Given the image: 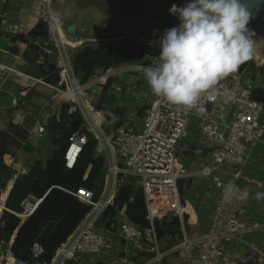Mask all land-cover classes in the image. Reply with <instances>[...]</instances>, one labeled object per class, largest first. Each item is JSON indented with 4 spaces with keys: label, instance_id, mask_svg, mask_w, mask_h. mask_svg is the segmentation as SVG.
Here are the masks:
<instances>
[{
    "label": "built area",
    "instance_id": "obj_1",
    "mask_svg": "<svg viewBox=\"0 0 264 264\" xmlns=\"http://www.w3.org/2000/svg\"><path fill=\"white\" fill-rule=\"evenodd\" d=\"M36 1L39 5V20L46 24L48 29L47 41L37 44L39 53L42 43L56 45L58 53L60 50L57 58L51 63L54 65L59 85H65L64 91L58 87L56 90L68 100L72 98L71 94L74 92L81 94L87 85L79 86L75 82L71 59L67 56L61 41L64 37L63 29L54 23L56 18L52 15L54 12L52 0ZM187 2L188 0H180L177 6L182 7ZM178 24L179 19L172 15L168 26L163 27L162 33ZM139 41L143 44L148 42L144 39ZM8 56L11 55L8 54ZM144 57L156 60L158 56ZM252 61L255 62L254 56L248 60V62ZM139 68L144 69L141 66ZM11 72L12 69L0 63V79H6ZM242 74L243 72L232 74L219 81L208 93L214 97L213 99L202 98L206 108L204 115H198L194 109L189 110L168 103L151 93V99L145 106L141 124L137 125L134 121L127 123L125 122L126 117H116L114 121L110 119L111 125L118 121L122 124L116 129L110 130L109 128L106 138L100 128L106 121L104 115L108 118L107 114L93 106L91 102L84 101L81 95L73 96L79 99L77 100L79 103L71 100L72 106L69 107L68 112L74 111L77 106L85 120L86 130L93 134L97 141L96 145L103 143L107 146L108 152L104 149V154L99 153L98 155L104 158L106 175L108 172V176L112 177L111 182L117 183L118 186L125 178L133 177L136 180L143 191L146 219L150 226L147 229H141L131 223L122 209L115 217V225L110 226L109 230L96 228V220L101 212L112 203V197L109 201L110 197H107L108 192L106 193L105 190V196L100 201L94 202L89 190L79 188L71 195L79 202L90 206L91 210L67 241L56 250L52 264H99L101 262L103 264H165L167 257L180 249L187 257V264L188 261L189 264L194 262L195 264H218L225 254L224 244L231 242L232 237L246 233L250 229H253L252 231L259 229L258 222L251 221L250 226H247L242 219L248 214L247 202L233 201L228 204L224 200L226 185L229 182L240 188V182L250 183L244 178L242 169L249 160L251 152L256 147L264 145V106L251 98L253 83L251 79L246 83H241ZM34 81L37 85H46L43 79ZM16 100L12 102L13 108L17 105ZM192 120L198 122L200 139L209 147L205 151L209 163L202 165L195 173L210 180V184L217 191V198L209 218L206 234L189 239L182 230L183 241L181 240L180 244L170 248L168 252L162 253L158 248L153 223L155 217L169 206L182 222L184 212L179 201L177 183L183 177L181 171L183 141ZM14 125L21 126L22 124ZM35 127V133L41 138L44 131L43 126ZM70 140L71 143L65 153V164L68 168L72 166L86 139L84 135H81L72 137ZM73 145L77 146L78 151L70 164L67 152ZM103 148L104 146L102 150ZM114 148L116 151L113 153L111 149ZM24 172V170L21 171V173ZM39 202L40 200L30 197L23 199L20 203L22 212L16 214V217L28 218ZM8 249L9 243H0V264H29L12 257ZM140 252L153 253V256L150 259L136 258ZM193 252H196L195 261L192 260ZM30 253L32 258L37 260L43 254V248L38 243H33Z\"/></svg>",
    "mask_w": 264,
    "mask_h": 264
},
{
    "label": "trees",
    "instance_id": "obj_2",
    "mask_svg": "<svg viewBox=\"0 0 264 264\" xmlns=\"http://www.w3.org/2000/svg\"><path fill=\"white\" fill-rule=\"evenodd\" d=\"M70 35L82 40L112 38L108 33L100 32L89 34L79 31ZM12 39L16 40V37ZM47 39V26L40 20L25 37L20 38L27 45L25 61L35 70V76H39V79H43L48 85L57 86L58 76L54 72V65L46 55H40L38 46L34 45ZM158 40L159 37L156 36L151 42L144 44H126L123 50L121 45H112L114 48L111 50L110 46L87 42L74 48L71 64L76 84L86 85L98 70L105 72L123 64H130L144 56H158ZM40 58L44 60L43 64L38 63ZM247 69L253 84L256 83L257 76L260 77V84L254 86L251 98L264 106V66L256 67L253 61H246L232 74H240ZM109 86L110 80L103 86L102 96ZM60 88H65V85L61 84ZM71 106V102L64 101L59 115L51 117L43 127L41 140L50 146V154L45 161H28L24 173L20 172L22 170L18 165L7 166L3 157H13L21 149L30 155L38 147L28 141L21 127L12 122L7 124L4 131H0V243H9V254L29 264H50L59 246L67 241L90 212L91 207L79 202L71 193L84 188L92 193L94 202H98L103 194L106 179L104 158L96 154L97 141L94 135L86 130L81 110L76 106L74 111L68 112ZM125 114L123 110L114 109L107 113V116L109 120L114 121L116 117L124 118ZM121 124V121L115 122L113 128L116 129ZM81 135L85 136V143L72 166L68 168L65 164V153L71 143L70 139ZM180 185V182L177 183L182 194ZM27 197L40 202L31 216L20 219L16 214L22 212L20 203ZM122 209L131 223L141 229L149 228L143 191L133 177L125 178L117 186L112 203L96 220V228L109 230L110 226L115 225V217ZM186 219L187 216L183 215L182 222L176 216L169 220H155L153 227L158 244L163 242L166 249L177 245L182 239V227L186 228ZM33 243H38L43 248V254L37 260L33 259L30 253ZM152 256L153 253L140 252L136 258L150 259Z\"/></svg>",
    "mask_w": 264,
    "mask_h": 264
},
{
    "label": "crops",
    "instance_id": "obj_3",
    "mask_svg": "<svg viewBox=\"0 0 264 264\" xmlns=\"http://www.w3.org/2000/svg\"><path fill=\"white\" fill-rule=\"evenodd\" d=\"M0 16V63L12 69V72L6 79H0V101L14 93H17L20 97L16 100V103H18L14 108H0V131H4L9 122L14 124L20 123L22 125L19 127H21L27 135L28 141L37 145L38 142H41L40 140L42 138H39L35 133V126L41 125L45 127L51 117H57L65 98L63 95L57 93V87L60 89L59 83L57 86L48 84L37 85L34 80L40 77L35 76V72H33L35 70L29 67L25 61V56L28 52L27 45L21 41L20 38L25 37L39 21V5L36 0H0ZM67 36L73 37L70 34ZM12 37H16V40H13ZM75 39L79 40L76 43V47L83 45L85 41H87L78 37ZM37 44L38 43H34V45ZM76 47H73V52ZM8 54L11 56H8ZM43 54H50V62H52V54L50 52L44 51L42 56ZM39 60H41V62ZM39 60L38 63H44V60L41 58ZM42 86L49 90L46 97L41 95L39 99L36 98L28 103L25 96L29 95L32 90L39 93L42 90ZM33 113H36V116L31 118L30 116ZM28 122H30V124H28ZM191 126L194 127L192 137H189L190 135L188 136L186 132L188 137L185 136L183 141L182 155L184 154V156L181 157V171L183 177L178 180V183H181L180 187L182 191V194L179 191L180 204L184 215L187 216V221H189V225L187 226L191 228L190 231L192 232L189 239H195L199 234H201V236L206 234L209 218L217 198V191L210 184V180L204 179L195 173L202 165L209 163V158L205 153L209 147L200 139L198 122L192 120L188 129ZM190 132L191 128L188 133ZM40 151L41 149L38 152ZM43 153H45V151H43ZM34 154H36L35 150L29 155L21 149L13 157L10 155L4 156L3 162L7 166L14 167V165H18L19 168L23 170L26 168L29 156ZM244 167L247 168V174H245L244 169H242L243 176L245 179H248L250 183L245 184L240 182L241 188L247 187L253 193L256 191L264 192V145L256 147L251 152L249 160ZM246 202L249 203L250 212H247L248 214L242 217V219L247 226H250L251 221H256L258 223L260 221L259 229L256 231L250 229V232L248 231L235 235L232 237L231 242L228 243V245L230 244L229 246L237 242L243 243V245L248 243L253 246V244L256 245L255 242L256 239H258L256 236L257 234L264 236V208L261 210L262 204L264 206V200L249 199ZM261 211H263L262 218L259 217ZM245 236L248 237L246 238ZM258 241L264 243V240ZM232 250L233 249H231V251ZM229 251L230 248H227L224 252H226L227 255ZM261 251H263V249ZM244 253L243 251L239 256L242 258ZM226 255L223 257L222 261L225 260ZM169 257L170 256L167 257L166 261ZM105 259L107 260L108 258ZM100 260L101 259H99V262H101Z\"/></svg>",
    "mask_w": 264,
    "mask_h": 264
},
{
    "label": "clouds",
    "instance_id": "obj_4",
    "mask_svg": "<svg viewBox=\"0 0 264 264\" xmlns=\"http://www.w3.org/2000/svg\"><path fill=\"white\" fill-rule=\"evenodd\" d=\"M169 12L179 24L160 36L159 55L144 67L145 79L156 97L204 115L202 98L213 99L209 91L252 59L259 44L247 27L252 12L246 0H188L182 7L173 4ZM52 15L62 26L60 14ZM249 199L264 200V192L226 185V203Z\"/></svg>",
    "mask_w": 264,
    "mask_h": 264
},
{
    "label": "rangeland",
    "instance_id": "obj_5",
    "mask_svg": "<svg viewBox=\"0 0 264 264\" xmlns=\"http://www.w3.org/2000/svg\"><path fill=\"white\" fill-rule=\"evenodd\" d=\"M54 11V10H53ZM171 14L170 12L164 16L159 23L157 24V28L156 31L154 33V35H151V37H149L148 39H145V41L151 42L153 40V38H155V36L159 37L163 35L162 33V29L163 27H167L168 26V22L171 18ZM135 33V32H133ZM137 33V32H136ZM64 39H66L67 41L70 42H74L77 43L79 40L75 39L76 37H69L64 33ZM98 40V39H97ZM109 40V39H107ZM105 42V40H103ZM110 42V40L108 41ZM143 44L141 41H139L138 39H134L132 41H127V42H120L117 45H121V50H123L122 48H124V45L129 44V45H135V44ZM96 45V44H93ZM107 46V45H106ZM65 47V51L67 56L71 59L73 56V47H69L68 45L64 44ZM113 46H110L109 49H113ZM46 57L48 59H50V54H45ZM48 55V56H47ZM71 56V57H70ZM41 62V60H40ZM156 62L155 59H151L149 57H144L142 59H135L132 63L130 64H123L117 68H111L108 69L106 72H103L101 70H98L97 72H95V74L93 75V77L88 81L87 88L85 90H83L81 92V97L85 100H87L88 102H91L93 106L97 107L98 109H100V111H104L106 114L109 113L110 111H113L114 109H120L123 110L126 114L124 116V118L126 119L125 122H131L134 121V123H136L137 125L141 124V118L144 114V109L145 106L147 104V102L151 99V89L149 87V85L147 84V81L145 79L144 76V69H138L140 66L141 67H145L148 64H154ZM255 66L256 67H261L264 66V64H261L257 59H255ZM108 72V73H107ZM108 74V75H107ZM251 78V74L250 71L247 69L243 72L242 76H241V83L243 82H248L250 81ZM101 79V80H100ZM110 80V86L108 88V90L106 91V93L104 94V96H102V89L103 86ZM101 84V85H100ZM260 84V77L257 76V81L256 83L253 84V86L259 85ZM61 91H64L65 88H60ZM48 88H45L42 86V90L37 93L34 92L33 90L31 91V93L27 96H25L27 98L26 101L31 102L34 99H39V96L44 95L46 97V94L48 92ZM41 93V94H40ZM58 94L62 95L61 93L57 92ZM65 99V98H64ZM71 100H79L76 97H73L68 99V100H64V101H71ZM78 102V101H77ZM18 103V102H17ZM79 103V102H78ZM36 116V113L31 114V118ZM104 118L106 119V121L103 122L102 126H101V130L104 132L103 136L104 138H106V132L108 131L107 127L110 128V130L113 128V125L110 124V120L104 115ZM109 125H108V124ZM28 124H30V122H28ZM191 128V132H189ZM194 131V127L191 126L189 127L187 134L189 137H192ZM109 133V132H107ZM186 134V136H187ZM187 136V137H188ZM41 142H38V144L36 145L38 148L35 150L34 155L29 156L30 160H39V161H45V159L49 156L51 148L47 143L42 142V140H40ZM104 146L103 150H102V146ZM101 145L97 146V148L95 149L96 154H104V149L106 152V145H103V143H101ZM112 145V144H111ZM41 149L40 152H38ZM110 150V149H109ZM43 151H45V153H43ZM116 149H111V152H115ZM108 152V150H107ZM184 154L181 156L183 157ZM28 159V161H30ZM245 174H247V168L243 167ZM25 170V169H23ZM22 170V171H23ZM112 177L108 176V172L106 175V179H105V183H104V189H103V194L101 199L105 196V190L107 195L109 196L111 189H112V200L114 198V191H116L117 189V183H112ZM252 192V191H251ZM107 196V197H108ZM111 197L108 199L110 201ZM100 199V200H101ZM99 200V201H100ZM180 201V198H179ZM264 208L263 204L261 206V210ZM164 209V208H163ZM171 209V206H169L168 209H164V211H162V213H159L158 216L155 217V220L158 221H162L164 219L169 220L171 217L175 216L174 212ZM186 211V209H185ZM246 211L250 212V206L249 203H246ZM263 211H261L260 213V218L263 217L262 215ZM259 220V218H258ZM192 222V221H191ZM261 222L259 221V224ZM187 225H189V221H187L186 219V228L182 227V230L185 231V234L188 238H190V235L192 234V232L190 231L191 228L187 227ZM184 234V232H183ZM259 235V236H258ZM201 236V234H199L197 237ZM258 239H256V245L253 244V246L251 244L246 243L245 245H243V243H236V244H232L231 246H229L228 244H224V251L227 250V248H230V251L226 252L224 254L225 260L218 263V264H234L233 262L236 260H240L241 257L239 256L241 253H243V251L245 252L246 250H248L249 248H253L254 250L263 253L264 251V243L259 242L258 240H264V236L261 234H257L256 235ZM246 238L248 236H245ZM256 238V237H255ZM183 241V239H181ZM182 241H178L176 239V242L178 244H180V242ZM258 246V247H257ZM6 247V246H5ZM166 245L163 242H160L158 244V248L160 250V252L162 253H166L168 252L170 249H166L165 248ZM231 249H233L231 251ZM263 249V251H261ZM192 259L196 260V252H193V256ZM86 260H88V258H86ZM116 260V259H115ZM190 262L188 261V264ZM51 264V263H50ZM165 264H187V257L184 256V252L182 249H180L178 252H175V254H171L170 257L168 258V260L165 262ZM195 264V262L193 263Z\"/></svg>",
    "mask_w": 264,
    "mask_h": 264
},
{
    "label": "water",
    "instance_id": "obj_6",
    "mask_svg": "<svg viewBox=\"0 0 264 264\" xmlns=\"http://www.w3.org/2000/svg\"><path fill=\"white\" fill-rule=\"evenodd\" d=\"M180 0H52L54 12L60 14L65 34L84 31L89 34L100 32L112 37L109 40L87 41L100 46L117 45L134 39H148L154 35L159 21L169 13L173 4ZM252 18L247 26L255 33L259 43L253 55L264 56V0H246ZM135 32V33H133ZM137 32V33H136ZM43 51L52 54V62L57 58L58 47L54 44H40ZM14 93L0 101V108H11L12 102L19 99ZM4 210V208H3ZM234 264H263V253L249 248Z\"/></svg>",
    "mask_w": 264,
    "mask_h": 264
},
{
    "label": "bare ground",
    "instance_id": "obj_7",
    "mask_svg": "<svg viewBox=\"0 0 264 264\" xmlns=\"http://www.w3.org/2000/svg\"><path fill=\"white\" fill-rule=\"evenodd\" d=\"M61 41H62L63 44H66V45H68L69 47H76V43H74V42L67 41V40L64 39V38H62ZM79 45H80V44H79ZM253 56H254V58L257 59L261 64H264V56H261V55H259V54H257V55H253ZM139 69H140V68H139ZM100 80H101V79H100ZM71 95H73V96H78V95H81V94H78V92H74V94H71ZM77 151H78V148H77L76 145H73V146H71V147L69 148V151L67 152L68 163H70V164L72 163L73 158L75 157V154L77 153ZM15 177H16V175L13 176V179H12V180H14ZM111 196H112V189H111L110 194H109L108 197H111ZM0 208H2V207L0 206ZM263 264H264V263H263Z\"/></svg>",
    "mask_w": 264,
    "mask_h": 264
},
{
    "label": "flooded vegetation",
    "instance_id": "obj_8",
    "mask_svg": "<svg viewBox=\"0 0 264 264\" xmlns=\"http://www.w3.org/2000/svg\"><path fill=\"white\" fill-rule=\"evenodd\" d=\"M76 33H78V32H76ZM76 33H75V34H76Z\"/></svg>",
    "mask_w": 264,
    "mask_h": 264
}]
</instances>
